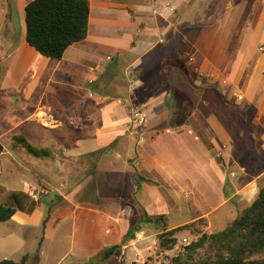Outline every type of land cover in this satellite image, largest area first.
I'll return each instance as SVG.
<instances>
[{
    "label": "crops",
    "instance_id": "1",
    "mask_svg": "<svg viewBox=\"0 0 264 264\" xmlns=\"http://www.w3.org/2000/svg\"><path fill=\"white\" fill-rule=\"evenodd\" d=\"M29 1L0 0V204L14 209L11 218L4 222L18 235L17 242H23L29 234L37 241L45 215V204L32 200L24 184L38 188L45 185L60 198L50 208L49 220L42 229L41 250L47 239H64L67 252L77 250L76 261L86 257L90 226L96 230V243L104 234V221L112 219L120 229L125 223L130 226L129 216L122 214L125 208H119V197L141 192L143 198L148 196L154 202L157 188L141 185L142 179L132 174L131 165L160 181H172L175 191L179 186L180 194L191 195L195 191L203 200L206 210L171 227L194 219L206 220L230 198L239 197L234 203L251 204L258 191L257 182L264 177V166L250 173L245 165L230 157L232 138L221 112L223 107L241 105L251 109L256 106L253 100L259 98L256 107L262 116L261 93L248 92L243 99L231 98L202 83L192 87L189 95L194 107L189 112L171 108V76L166 65H162L166 30L168 40L172 38L170 14H156L150 0H89L86 37L68 46L60 59H53L26 42L25 6ZM193 32L182 34L183 41H189L187 37ZM190 38V50H201L197 34ZM181 42L179 51L188 55L189 50ZM161 43L164 45L159 47ZM161 48L163 56L155 61ZM167 55L171 56L170 51ZM194 55L191 69L201 71V61ZM169 63L167 68L171 69ZM139 68L159 69L157 74L165 72L168 82H164L167 86L159 93L145 98L148 105L137 114L123 103L133 106L139 101L136 92H129L134 84L128 90L109 92L107 83L101 80L112 70L128 74ZM163 78L166 80L165 75ZM140 79L137 75L135 84H140ZM42 118L53 123L45 126ZM260 120V131L255 128L251 138L257 137L264 156V118ZM201 137L213 147L206 148ZM17 145L19 154L15 152ZM212 149H223L227 155L225 167L211 156ZM31 150L47 153L35 155ZM177 151L183 155L179 157ZM88 154L99 173L95 178L98 193L104 183L112 187L111 195L117 198L115 210L109 213L102 206H87ZM224 179L229 180V185L226 199L222 200ZM120 204L125 206L123 200ZM153 207H147L149 216L164 215L157 214ZM3 246L1 243L0 248ZM37 259L34 264H38Z\"/></svg>",
    "mask_w": 264,
    "mask_h": 264
},
{
    "label": "rangeland",
    "instance_id": "2",
    "mask_svg": "<svg viewBox=\"0 0 264 264\" xmlns=\"http://www.w3.org/2000/svg\"><path fill=\"white\" fill-rule=\"evenodd\" d=\"M150 1L156 9V14L160 12L170 14L172 38L168 40L170 36L166 30L164 52L166 56L162 65H166L165 69L171 76L172 83L170 85L174 94L173 100L169 102L171 108H182L184 112H189L194 107L189 95L192 87L200 86L202 83L207 84L205 87L213 88L219 94L231 96V98L243 99L248 92L261 93L262 98L264 97V0ZM163 27L161 22L160 28L163 29ZM192 31L194 32L187 38L190 41V36L197 34V45L201 49L197 52L194 50L195 48L190 50L189 41H183L182 37V34ZM180 42L186 51L189 50L188 55L179 51ZM161 44L159 47L164 45V43ZM162 49L161 53L156 55L155 61L159 56H163ZM169 51L171 56L167 55ZM193 55L198 58L199 62L201 61V71L191 69ZM211 59L215 61L217 66L213 65ZM168 62H170L171 69L167 68L169 67ZM157 70L159 69L139 68L128 74L123 73L122 70H112L101 82L107 83L109 92L128 90L134 84V88L130 89L129 92H136L139 95V101L133 106L127 102L123 103L127 105L130 112L133 110V113L139 114L148 105L145 98L148 95L159 93L167 86V74L165 72L164 74L162 72L157 74ZM137 75L141 78L140 84H135ZM163 75H165L166 80H164ZM211 79L214 81L210 82ZM165 81L166 83H164ZM258 99L253 100V104L256 106L260 102ZM256 106L251 109H243L242 105L235 108L223 107L224 111L221 112L232 138L230 157L245 165L250 173L257 171L260 166H264V156L261 154L257 137L251 138V133L253 134L255 128L260 131V119L264 118V115L259 116V108ZM39 115L42 116L43 113ZM44 119H41L44 125L51 126L53 122ZM135 119L139 120V117L136 116ZM201 139L206 148L213 147L206 138L201 137ZM19 151L20 146L17 145L15 152L19 154ZM182 153V151L181 154L177 151L179 157L183 155ZM210 154L218 163L226 166L227 155L223 149H212ZM131 166L132 174L142 179H140L141 185L145 183L149 186H155L159 193L157 192L154 202L148 196L143 198L141 192L133 194L131 197H119V208H125L122 214L129 216L127 219L131 220L130 226H133L144 213L150 215L147 207L154 205L153 208L157 214H164L165 231L178 228L173 233L176 243L171 249H165L159 245L160 236L164 232L161 228V222L158 224L141 223L140 230L134 238L123 242L122 238L130 226L126 227L125 223L120 229L114 220L108 219L103 222L106 226L104 231L103 228L97 230V233L104 232L98 243L95 241L96 230L94 226L87 229L86 257L81 256V260L76 261L77 250L75 249L71 253V250L67 252L68 244L64 239L59 242L56 241L59 239H47L41 250V244L38 243L42 240V229L36 234L37 241L29 234V238L22 240L23 242L20 241L21 243L18 240V243V235L12 230L11 225L2 222L0 223V244L4 243V246L0 248V261L3 259L19 261L25 253L30 254L26 259V264H34L36 258H38V264L41 262L43 264H197L202 260L213 259L216 251L208 243L194 251L187 247L190 242L197 240L203 233L211 234L223 230L244 209L245 201L234 203L235 199L239 200V197L228 198L229 202L221 205L208 219H194L171 227L170 225L173 223L192 217L202 209L206 210L207 207L201 203L203 200L195 194V191L191 195L180 194L179 186L175 191L172 181H160L157 177L148 176L143 171H139L136 165ZM94 171V159L88 154L87 206H102L100 208L109 213L115 210L117 198L111 195L112 190L109 188L112 189V187L105 186L104 183L99 191V193H103V196L99 195L95 179L99 173ZM24 185L32 191L30 184L25 183ZM228 185L229 180L224 179V194L220 196L222 200L226 199L225 190ZM262 185H264V177L257 182V188ZM40 187H36L37 189L32 191L36 196L31 199L44 203L46 212L55 202L59 201L60 195L51 190L49 186L41 185ZM121 200L125 202V206H123L124 203L123 205L120 204ZM111 245H118L119 249L115 254L102 261L103 249ZM253 258L264 260V253L255 255Z\"/></svg>",
    "mask_w": 264,
    "mask_h": 264
},
{
    "label": "trees",
    "instance_id": "3",
    "mask_svg": "<svg viewBox=\"0 0 264 264\" xmlns=\"http://www.w3.org/2000/svg\"><path fill=\"white\" fill-rule=\"evenodd\" d=\"M89 13V0H31L25 6L26 42L41 55L60 59L68 46L86 37ZM31 151L35 155L47 153L44 150ZM13 213V208L0 204V222L9 220ZM49 215L50 208L45 212L41 222L42 229L48 222ZM144 222L154 224L161 222L164 232L160 236L159 245L165 249L174 246L176 238L173 237V233L178 228L165 231L164 215L149 216L145 213L126 231L122 241L134 238L140 230V224ZM205 243L210 244L216 251L214 258L202 260L197 264H263L264 260L253 257L264 253V185L258 188L251 204L234 217L223 230L211 234L203 233L197 240L190 242L187 248L194 251ZM118 249V245L104 248L101 260L109 258ZM27 257L25 254L19 261L3 259L0 264H26Z\"/></svg>",
    "mask_w": 264,
    "mask_h": 264
},
{
    "label": "built area",
    "instance_id": "4",
    "mask_svg": "<svg viewBox=\"0 0 264 264\" xmlns=\"http://www.w3.org/2000/svg\"><path fill=\"white\" fill-rule=\"evenodd\" d=\"M29 186H31L32 191H35V190L37 189L35 186H33V185H31V184H30ZM24 190L26 191V193H27L30 197H34V198H35L36 194H35L34 192L30 191L29 188H27L25 185H24Z\"/></svg>",
    "mask_w": 264,
    "mask_h": 264
}]
</instances>
